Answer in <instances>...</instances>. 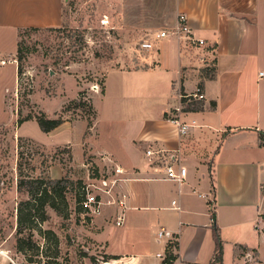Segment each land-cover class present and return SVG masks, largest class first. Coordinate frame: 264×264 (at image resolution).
Wrapping results in <instances>:
<instances>
[{
  "label": "crops",
  "instance_id": "0c3cea01",
  "mask_svg": "<svg viewBox=\"0 0 264 264\" xmlns=\"http://www.w3.org/2000/svg\"><path fill=\"white\" fill-rule=\"evenodd\" d=\"M180 14L196 36L217 47L214 76L202 82L206 100L183 115L195 121L185 135L168 116L179 103L178 88L191 92L202 79L198 61L181 51L176 38L155 39L175 27ZM63 21V0H0V53L15 48L19 30ZM165 24L148 49L152 60L111 69L104 93L94 100L88 150L109 154L127 175L124 221L99 238L107 255L101 264H163L168 250L171 264H210L214 224L223 264L245 257L264 261V0H171ZM64 134L59 139L65 143L78 138L73 131ZM151 147L180 150L187 168L183 183L165 178L162 166L146 154ZM161 228L169 235L159 238ZM115 239L123 245L118 248ZM238 245L249 248L246 256L238 254Z\"/></svg>",
  "mask_w": 264,
  "mask_h": 264
},
{
  "label": "rangeland",
  "instance_id": "374dc122",
  "mask_svg": "<svg viewBox=\"0 0 264 264\" xmlns=\"http://www.w3.org/2000/svg\"><path fill=\"white\" fill-rule=\"evenodd\" d=\"M170 1L63 0L61 26L19 30L15 48L0 53V264H31L28 254L35 261L32 264H101L107 259L99 238L124 216L127 175L126 171L105 173L102 155L88 150L90 127L96 119L94 100L104 93L111 69H133L152 60L153 52L141 44L153 41L154 34L166 25ZM104 18L110 20L109 27L101 24ZM19 42L23 48L21 75ZM172 44L170 54L175 50ZM42 115L61 117L65 122L50 134L38 124L37 117ZM72 131L77 139L69 143L59 139ZM21 174L43 179L49 186L56 179H66L61 184L65 201L59 198L56 202L68 215L46 204L48 219L42 225L58 235V257L53 256L56 246L51 239L38 234L39 250L22 253L17 249V207L29 197L26 190L18 189ZM104 176L109 178L105 191ZM84 185L101 200L100 213L83 212L79 200ZM114 243L119 248L124 242L115 239ZM239 259L236 264H264L252 257Z\"/></svg>",
  "mask_w": 264,
  "mask_h": 264
},
{
  "label": "built area",
  "instance_id": "2783aa9c",
  "mask_svg": "<svg viewBox=\"0 0 264 264\" xmlns=\"http://www.w3.org/2000/svg\"><path fill=\"white\" fill-rule=\"evenodd\" d=\"M101 24L103 27H109L110 20L108 18H104L101 20ZM168 37L176 38L181 51L191 53V55L198 61L197 69L202 75V79L199 80L193 91L185 92L180 87L178 88L179 103L173 108L168 116V120L176 127L178 133L180 135H185L188 133L190 127L195 125V121L193 120L189 122L183 118V115L194 110L192 106H202L205 102L206 92L202 82L204 79L212 78L214 76V68H216L217 59V47L214 43L209 42L207 39L196 36L189 24L188 17L185 14L179 15L175 27L161 30L156 34L155 39ZM152 45L153 42L148 40L142 42L141 44V46L145 49H150ZM206 73H208V76ZM259 77L262 79L264 78V70L259 72ZM146 154L153 163H158L162 166L165 171L166 179L176 181L180 184L185 181L187 177V168L181 164L180 150H170L163 147H151L146 151ZM101 159L103 161V165L105 166V173L111 174L115 172L116 175L125 173L124 168H122L109 154H103ZM108 179L109 178H106L105 176L102 177L101 182L104 185V191L106 189L105 186L108 185ZM117 180V178H114V181ZM81 203L87 213L91 212L93 214H98L101 212V200L98 196L94 195L88 187H86V195ZM173 204H176V201H173ZM176 208L178 209L179 206ZM118 219L117 224L121 225L123 223L124 216H119ZM165 235H169V233L165 230V228H161L158 233L159 238H162ZM158 255L161 256L162 254L159 253Z\"/></svg>",
  "mask_w": 264,
  "mask_h": 264
},
{
  "label": "trees",
  "instance_id": "16d2710c",
  "mask_svg": "<svg viewBox=\"0 0 264 264\" xmlns=\"http://www.w3.org/2000/svg\"><path fill=\"white\" fill-rule=\"evenodd\" d=\"M52 28V27H49ZM25 29H32V30H39V27H29ZM23 30V29H22ZM22 58H23V48L21 43H18V73L21 75L22 73ZM215 70V68H214ZM213 71V69H212ZM208 76V73H206ZM81 104H78L79 107ZM194 110H199L202 108L201 105H194L192 106ZM38 124L42 131L50 132L60 125H62L65 120L63 118H49L44 115L37 117ZM227 135V134H226ZM263 133H260V137H263ZM51 181L50 183H52ZM66 179L60 178L54 180L53 183L55 185L49 186L47 182L43 179H34V178H27L21 174L20 178H18V189L20 191L26 190L29 194L27 199H23L19 202L17 207V225H16V245L17 249L22 253H28L27 251H34L40 249V245L38 241L35 239L36 234L43 237L45 240H50L56 246V251L53 253L54 257H58L60 253L59 249V237L58 235L52 230H45L43 229V223L48 219V215L46 212V204H50L58 213L62 215H68L67 213H63L60 208L58 207V203L56 202L57 199L61 198V200L65 201V196L63 194L64 184ZM58 186V187H57ZM83 187V196L79 200V204L85 212L82 200L85 198L86 195V187ZM213 218H215V212H212ZM213 234L216 243L215 253L213 261L210 264H223L224 261V251H223V241L220 235V228L214 224L213 225ZM242 249L244 252H248L249 248L246 246L238 245V249ZM108 258H116L114 256H108ZM174 259V254L171 250H168V254L165 258L163 264H171ZM28 262L31 264L35 261L32 258V254H28ZM47 264H51V262H47Z\"/></svg>",
  "mask_w": 264,
  "mask_h": 264
}]
</instances>
